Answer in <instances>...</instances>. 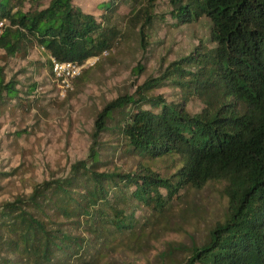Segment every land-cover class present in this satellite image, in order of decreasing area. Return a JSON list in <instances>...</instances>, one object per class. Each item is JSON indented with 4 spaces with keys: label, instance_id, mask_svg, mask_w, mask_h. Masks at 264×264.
I'll use <instances>...</instances> for the list:
<instances>
[{
    "label": "trees",
    "instance_id": "obj_1",
    "mask_svg": "<svg viewBox=\"0 0 264 264\" xmlns=\"http://www.w3.org/2000/svg\"><path fill=\"white\" fill-rule=\"evenodd\" d=\"M161 1L168 27L207 19V44L106 103L86 158L64 177L0 202V264H96L116 242L141 235L135 210L162 216L180 192L212 184L226 200L225 218L181 264H264V0H100L97 16L75 0H0V111L34 103V84L21 91L6 80L9 60L42 47L43 61L30 64L50 73L48 56L81 62L110 50L122 36V6L118 18L137 30L144 51L147 32L163 21ZM162 87L176 100L154 94ZM191 101L201 105L196 114L185 110ZM121 159L134 168L115 166Z\"/></svg>",
    "mask_w": 264,
    "mask_h": 264
},
{
    "label": "rangeland",
    "instance_id": "obj_2",
    "mask_svg": "<svg viewBox=\"0 0 264 264\" xmlns=\"http://www.w3.org/2000/svg\"><path fill=\"white\" fill-rule=\"evenodd\" d=\"M97 1L100 0H75V4L97 16L98 12H93ZM126 7L119 8L115 17L121 38L106 56L82 70L87 71L82 84L76 88L72 83L64 97L59 95L49 72L30 64L43 61L42 52L33 50L27 59H12L5 65L6 80L14 78L21 91L33 84L35 90L28 96L34 100L28 111L14 109V101L0 111V202L27 196L42 181L64 177L73 163L86 158L93 121L106 103L131 94L135 86L156 77L169 62L207 44V19L168 27L165 23L174 22L166 15L168 6L161 1L156 16L163 21H154L147 32L149 45L142 51L137 30L118 18L125 14ZM137 66L142 72L135 75ZM154 94L165 95L167 101L177 98L173 96L175 90L166 87L156 89ZM200 108L197 101L185 105L189 114L198 113ZM106 140L100 137V142ZM113 162L123 171L135 166L130 160ZM218 189L212 184L200 191H182L162 216L135 210L141 235L135 240H123L122 244L116 242L96 264H181L191 247L205 244L211 228L225 218L226 200Z\"/></svg>",
    "mask_w": 264,
    "mask_h": 264
},
{
    "label": "built area",
    "instance_id": "obj_3",
    "mask_svg": "<svg viewBox=\"0 0 264 264\" xmlns=\"http://www.w3.org/2000/svg\"><path fill=\"white\" fill-rule=\"evenodd\" d=\"M39 52H43V48L39 47L37 49ZM110 50H103L98 55H92L81 62L68 61V62H58L53 58L48 56L49 67H50V77L51 80L59 88V95L64 97L66 91L71 90L72 83L76 79L82 70L87 67L95 65L100 57H104Z\"/></svg>",
    "mask_w": 264,
    "mask_h": 264
}]
</instances>
